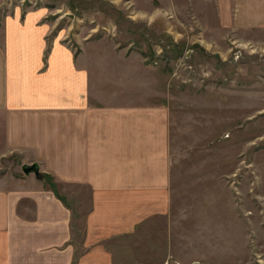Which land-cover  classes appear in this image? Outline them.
<instances>
[{"label": "rangeland", "instance_id": "374dc122", "mask_svg": "<svg viewBox=\"0 0 264 264\" xmlns=\"http://www.w3.org/2000/svg\"><path fill=\"white\" fill-rule=\"evenodd\" d=\"M17 9L113 69L102 91L167 115L169 213L122 238L117 264H264V29L219 27L217 0H0V29ZM24 162L0 112V187ZM56 185L81 225L89 189Z\"/></svg>", "mask_w": 264, "mask_h": 264}, {"label": "crops", "instance_id": "0c3cea01", "mask_svg": "<svg viewBox=\"0 0 264 264\" xmlns=\"http://www.w3.org/2000/svg\"><path fill=\"white\" fill-rule=\"evenodd\" d=\"M217 7L223 29H264V0ZM46 18L17 9L0 29L5 146L43 175L0 187V264H117L122 238L169 213L167 115L102 91L114 70L51 38ZM47 178L89 189L81 225Z\"/></svg>", "mask_w": 264, "mask_h": 264}, {"label": "water", "instance_id": "95a60500", "mask_svg": "<svg viewBox=\"0 0 264 264\" xmlns=\"http://www.w3.org/2000/svg\"><path fill=\"white\" fill-rule=\"evenodd\" d=\"M22 170L26 175L35 174L37 177L40 176V167L39 164H24Z\"/></svg>", "mask_w": 264, "mask_h": 264}, {"label": "trees", "instance_id": "16d2710c", "mask_svg": "<svg viewBox=\"0 0 264 264\" xmlns=\"http://www.w3.org/2000/svg\"><path fill=\"white\" fill-rule=\"evenodd\" d=\"M43 175H42V173H41V175H40V177H42ZM49 181H51V182H53V189H55V190H57V185H56V183L54 182V181H52V179H49V178H47Z\"/></svg>", "mask_w": 264, "mask_h": 264}]
</instances>
